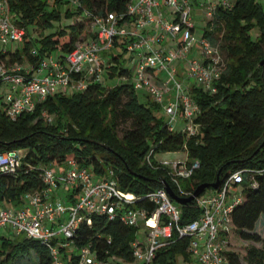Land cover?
Listing matches in <instances>:
<instances>
[{"label": "trees", "instance_id": "16d2710c", "mask_svg": "<svg viewBox=\"0 0 264 264\" xmlns=\"http://www.w3.org/2000/svg\"><path fill=\"white\" fill-rule=\"evenodd\" d=\"M7 1L15 23L26 30V36L22 48L0 51V61L34 71L45 58L75 50L87 39L86 26L93 28L98 17L126 14L131 0H77L78 9H65L70 4L68 0ZM73 16H80L81 20L69 26V33L55 30L63 18ZM31 28H39L45 35L36 40ZM255 29L259 33L253 38ZM66 37L69 40L62 42ZM203 37L220 49L225 68L215 82L216 92L196 85L190 88L199 107L196 123L200 131L196 137L188 139L180 131L171 132L155 113L157 103L139 100L131 72L122 61L128 52V41L123 38H116L112 64L106 70L107 81L122 80L112 87L105 85L107 81L89 83L84 91L56 94L15 121L8 117L6 103L0 97V153L25 152L18 175L0 172V202L19 203L25 193L43 187L42 167L70 159L97 177L113 171L120 188L137 197L144 198L162 187V182L179 195L178 187L162 170L148 165L145 156L150 149L156 153L188 151L189 159L199 161L200 168L192 178L181 181L185 191L193 193L201 184H212L218 175L223 184L235 172L243 173V197L233 208L232 225L234 234L253 246L247 245L241 254L232 244L228 264H264V226L262 231L257 230L264 218L263 5L257 0H233L231 8L217 7L214 21L206 24ZM125 124L129 128L123 130ZM137 207L150 213L156 209L148 199L138 201ZM181 209V224L200 215L196 201ZM137 233L138 229L127 227L118 219L100 216L93 218L92 226L82 224L74 240L79 246L91 245L100 258L117 255L130 262ZM189 244V238L175 236L158 251L153 264H178L179 256L188 261ZM31 251H36L38 264H53L49 250L41 242L0 236V264H12ZM70 260L74 258L71 256Z\"/></svg>", "mask_w": 264, "mask_h": 264}, {"label": "built area", "instance_id": "2783aa9c", "mask_svg": "<svg viewBox=\"0 0 264 264\" xmlns=\"http://www.w3.org/2000/svg\"><path fill=\"white\" fill-rule=\"evenodd\" d=\"M78 9L77 0H68ZM231 8L229 0H131L126 14L108 13L98 17L87 39L75 50L61 56L45 58L38 69L0 61V86L10 92L4 97L8 117L15 121L32 113L39 104L56 94L68 95L84 91L89 83H105L106 70L112 58L106 55L115 47L116 38L128 41L127 50L134 60V90L160 105L169 118L171 132L180 131L187 138L199 135L196 123L199 107L190 94L193 85L216 92L225 68L224 57L217 46L205 37L197 38L196 16L199 10L206 24L214 21L217 7ZM86 13V12H85ZM26 30L19 27L9 10L7 0H0V44L24 41ZM180 69L183 76H179ZM49 122L52 117L48 118ZM184 124L177 129L174 124ZM158 160L150 149L145 162L162 170L178 187L180 197L191 192L181 188V181L192 178L200 168L199 161ZM179 153V152H173ZM23 154L18 150L0 153V172L18 175ZM43 187L25 193L19 203L0 202V231L7 229L17 236L33 239L46 246L53 264H153L158 251L173 241L189 238L188 252L199 264H228L233 244L232 211L242 201L243 193L229 194L243 183V173L235 172L220 188L203 193L194 201L200 215L192 222L181 224L182 209L163 186L144 198L123 191L113 171L97 177L89 169L70 159L41 169ZM214 190V189H213ZM65 196L61 197L60 193ZM148 199L156 209L150 213L137 207ZM118 219L123 225L138 229L132 242L133 260L127 262L117 255L100 258L91 245L79 246L75 236L82 224L92 226L94 217ZM145 239L139 237L140 226ZM204 243H202V241ZM111 240H109V243ZM73 254V255H72ZM74 260H70V257Z\"/></svg>", "mask_w": 264, "mask_h": 264}, {"label": "rangeland", "instance_id": "374dc122", "mask_svg": "<svg viewBox=\"0 0 264 264\" xmlns=\"http://www.w3.org/2000/svg\"><path fill=\"white\" fill-rule=\"evenodd\" d=\"M197 1L202 3L204 0H197ZM229 1H233V0H229ZM257 1H259L264 7V0H257ZM67 8H71L72 9V4H66L65 9H67ZM79 20H81L80 16H73L71 19L63 18L62 22L55 27V30L57 32H61L62 30H65V31H67L69 33L70 32L69 26L78 23ZM206 20L207 19H206V16H205L204 12L199 10L197 12V16H196V20H195V24H196L195 35H196L197 38H201L203 36L204 31H205V26H206ZM91 27L92 26H86L84 35L88 36L89 34H91V32H92V28ZM258 33H259L258 29H255V30L252 31L251 34H252L253 38H256L258 36ZM43 35H45V33H43L39 28H31V36H32V38L38 40V39L42 38ZM68 40H69V37H66V38L62 39V42H67ZM23 45H24V42H21V43H18V44L11 45L10 47L11 48L13 47V50H16L18 48H22ZM6 48H7L6 46L0 44V51L5 50ZM112 53H113L112 51L111 52H107L106 55L108 57H111ZM122 61H123L124 67H126L128 70H130L131 75H133V77H134V74H135L134 62L135 61L132 60V54L130 52H127L123 56ZM179 76L180 77L183 76V70L182 69H180ZM121 81L122 80L120 78H116V79H113V80H108L105 83V85L108 86V87H112L117 82H121ZM131 81H132V79H131ZM8 92H10V89H9L8 86H6V85L0 86V97H2L3 101H4V97L6 96V94ZM136 94L138 95L139 100L141 102H143V103H147L148 104L149 101L154 102L151 98L146 97V95H145V93L143 91H137ZM158 107L159 108L155 110L156 115L158 117H162L164 122L167 124L168 121H169V118L166 116L163 108L160 105H158ZM174 125H175V127L177 129L182 128L184 126V124H181V123L180 124H174ZM128 128H129L128 124H125L123 126V130H126ZM120 135H122V132H120ZM21 153L24 155L25 152L21 151ZM186 158H187V154L184 153V152H179V153H158L157 154V159L158 160H174V159L186 160ZM209 191H211V190H207L206 192H209ZM240 192H243L242 187L241 186H237V188L235 190L230 192L228 200L230 199V197L234 193H240ZM60 196L61 197L65 196V193L61 192ZM262 226H264V218H262L261 221L259 222V225L257 226V230L258 231H262V228H261ZM144 232H145L144 226L141 225L140 229H139V233H140L139 237L142 238V239H145V233ZM2 235H6V236L12 237L13 239H17V240H23L25 238L24 234H21V235L17 236L16 234H13V232H10L7 229H3L2 231H0V236H2ZM232 240H233V244L235 246V250L237 252L242 251V253H243V251L245 250V247L247 245L248 246H253V243L242 242L240 240L238 234L233 235ZM204 241L205 240H203L202 243H204ZM257 246H261V245H257ZM243 256L244 255H242V257ZM38 261L39 260H38V255H37L36 251H31L25 257L19 256L15 260V262H13L12 264H38ZM177 262H178V264H199L196 256L191 257L188 261H186L184 259V257L179 256L177 258Z\"/></svg>", "mask_w": 264, "mask_h": 264}, {"label": "water", "instance_id": "95a60500", "mask_svg": "<svg viewBox=\"0 0 264 264\" xmlns=\"http://www.w3.org/2000/svg\"><path fill=\"white\" fill-rule=\"evenodd\" d=\"M164 185H165V188L168 191L169 195L171 196V198L176 203H178L179 205L185 206L187 204L192 203L196 198H198L200 195H202L205 190H207L209 188L214 189V190H218L221 186V180H220L219 175H218L217 180L214 183H212V184H201L200 186H198L196 188V190L189 197H180V196L176 195L175 192L173 191V189L171 188V186L167 182H164Z\"/></svg>", "mask_w": 264, "mask_h": 264}]
</instances>
